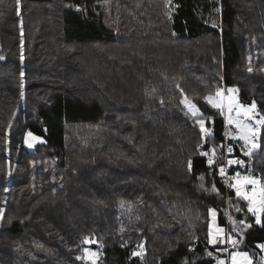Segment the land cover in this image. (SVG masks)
Instances as JSON below:
<instances>
[{
	"label": "trees",
	"instance_id": "obj_1",
	"mask_svg": "<svg viewBox=\"0 0 264 264\" xmlns=\"http://www.w3.org/2000/svg\"><path fill=\"white\" fill-rule=\"evenodd\" d=\"M0 57V264H89L88 237L98 264H214L227 198L262 253L264 213L226 188L206 97L237 88L264 117V0H0ZM229 139L264 183V126L251 158Z\"/></svg>",
	"mask_w": 264,
	"mask_h": 264
},
{
	"label": "rangeland",
	"instance_id": "obj_2",
	"mask_svg": "<svg viewBox=\"0 0 264 264\" xmlns=\"http://www.w3.org/2000/svg\"><path fill=\"white\" fill-rule=\"evenodd\" d=\"M230 89H235V91H229ZM208 97L212 98V103H209L211 106L213 103H218L221 105V107L219 108L214 107L220 112H222L224 107L227 108L229 111H234L236 116L230 118L232 121L238 120L242 126L246 125L253 129H258L257 134H256V139L254 141V143L257 144V147L251 149V152H252L251 156H253V154H255L259 149L261 130H262V127L264 126V125H259L256 123L258 120L264 119V117L261 116L259 112L257 111L256 106L252 108V105L246 106L243 103H241L239 101V95H238L237 88L222 87L221 89H219V95H217V92H216L215 94H209L206 97V99ZM230 103L232 105L231 108L229 107ZM182 104L185 109V113L191 116L193 115H192V110L190 108V105L194 104L196 108L199 109V114L195 117H199L203 119L205 122L204 127L208 129L206 118L203 117L204 113L193 99L185 95L182 98ZM245 113H247V115H245ZM230 119H228L227 128L229 130V133L231 132L232 134L229 135V137L234 138V140L236 141V144L240 148V151L243 157L247 156V158H251V156L245 154L246 152L249 151V148L251 147V145L246 143V141L241 138L242 133L240 129L236 127L235 123H229ZM209 132H210L209 130L207 132H204L205 136L208 135ZM29 133L30 132H26L25 137H24L25 143L29 148L33 149L37 143L44 141L42 137L36 136L32 133H31L32 135L29 136ZM210 156H211L210 160L214 162L218 157L217 151L215 149L212 150L210 153ZM241 161H243V163L240 164L241 166L240 168L244 170H239V172H237L240 174L239 179L242 180L244 176L251 175L257 179H260L261 182L263 183V180L259 176H256L255 174H253L251 170L245 171V168L247 166V161L246 160H241ZM235 183H236V180L234 179L233 185ZM247 187L250 188L251 185H248ZM214 191L215 189L212 190V192ZM226 201H227V205L224 208V212H225V216L227 219V227L221 226L219 224V219H218L219 211L215 209L210 210V217H211L210 218V238L214 236L216 229L221 232V235L223 237L222 246H224L223 253L222 255L220 254V256H216V254L208 253L207 256L214 257L216 259L214 264H219V261H224L225 264H233V256L236 259V264H248L249 260L251 264H264V248H262V253H258V255L256 256L242 249V244L245 238L244 236L245 232L250 228V227H246L245 225H250V224L249 223L241 224L240 221L237 219V213L239 212L238 209L235 206L233 207L231 205L230 198H227ZM258 215H260V218L262 217V213H258ZM228 232L230 233V241L233 244V247L231 249H228V245H227L228 234H229ZM233 234L238 235L239 238L235 237ZM88 241L89 242H85L83 244L84 258L89 264H98L101 260L102 254L100 250L98 249V247H96L97 246L96 238L88 237ZM233 241H236V242L233 243ZM92 253H95L96 255L92 256ZM245 253L247 254V257L244 256ZM137 255L141 256V250L137 251Z\"/></svg>",
	"mask_w": 264,
	"mask_h": 264
},
{
	"label": "snow or ice",
	"instance_id": "obj_3",
	"mask_svg": "<svg viewBox=\"0 0 264 264\" xmlns=\"http://www.w3.org/2000/svg\"><path fill=\"white\" fill-rule=\"evenodd\" d=\"M16 4L17 7H19L20 5V0H16ZM21 34H23V28L21 26ZM0 59H3V57H0ZM21 60H23V56H21ZM23 73H21V76L23 77ZM229 91H235V89H230ZM217 95H219V90L217 91ZM209 103H212V98L208 97L207 98ZM187 103V102H186ZM213 107H221L220 104L218 103H213L212 104ZM229 107L231 108L232 105L231 103L229 104ZM255 107V103H253L252 108ZM190 108L192 110V115L193 116H197L199 114V109L196 108V106L190 105ZM250 111V110H249ZM245 115H247V113H245ZM204 120L200 119L199 120V124H200V128L202 131L207 132L208 129H206L204 127ZM229 123H235L236 127L240 129L241 133H242V139H244L246 141V143L250 144L251 147L249 148V151L246 152V155L251 156L252 152L251 149L252 148H256L257 144L254 143L255 139H256V134L258 129H253L251 127H248L246 125L242 126L241 123L237 120V121H232L231 119L229 120ZM259 125H264V119L258 120L256 122ZM32 134L29 133V136H31ZM229 152L232 151L231 148L228 149ZM207 155V154H205ZM212 161L209 160V164H211ZM229 164L232 163H236V164H242L243 161H239V160H229L228 161ZM221 174L224 173V169L221 168L220 169ZM240 174L237 173L235 177H233V179L236 180V183L234 185H232L235 189H236V195L238 197H241L242 199L246 200L248 202V211L251 212L254 216H256V223L260 224L261 223V218L260 215H258V213H264V183L261 182L260 179H257L251 175L248 176H244L243 179H239ZM248 185H251V187H247ZM0 215H2V213H0ZM241 224H244V221L240 222ZM246 227H250L251 225H245ZM85 242H89L88 238H85ZM213 243H215V240L212 241ZM236 241H233V243H235ZM261 248H264V244L260 245ZM95 253H92V256H95ZM133 255H136V253H133ZM245 257H247V254H244ZM219 264H225L224 261H219ZM233 264H236V259L233 256ZM248 264H251L250 260L248 261Z\"/></svg>",
	"mask_w": 264,
	"mask_h": 264
},
{
	"label": "built area",
	"instance_id": "obj_4",
	"mask_svg": "<svg viewBox=\"0 0 264 264\" xmlns=\"http://www.w3.org/2000/svg\"><path fill=\"white\" fill-rule=\"evenodd\" d=\"M221 116L223 117V119L225 120V123L227 124L228 123V119H230L231 117H235L236 114H235L234 111H229L227 108L224 107V109L221 112ZM231 134L232 133L231 132L229 133V130L227 128L226 129V133H225L224 153H223V155H224V167H223L224 173H223V176H224V181H225L227 189L233 188V186H232L233 185V180H234L233 177H235L236 174H237V173H235V174L231 173V165H237V164L236 163L229 164L228 161L229 160H239V161H241L239 156L234 155V149H233L232 144L230 143V139H229L230 138L229 135H231ZM229 148L232 149L231 152L228 151ZM200 151H201V149H200ZM227 245H228L229 249H231L233 247V244L230 241V233L228 234V243H227Z\"/></svg>",
	"mask_w": 264,
	"mask_h": 264
},
{
	"label": "crops",
	"instance_id": "obj_5",
	"mask_svg": "<svg viewBox=\"0 0 264 264\" xmlns=\"http://www.w3.org/2000/svg\"><path fill=\"white\" fill-rule=\"evenodd\" d=\"M215 240V243L212 241ZM210 244L215 247H220L223 245V237L221 232L216 229L214 236L210 238ZM262 245V244H261ZM261 248V247H260ZM262 249V248H261Z\"/></svg>",
	"mask_w": 264,
	"mask_h": 264
}]
</instances>
